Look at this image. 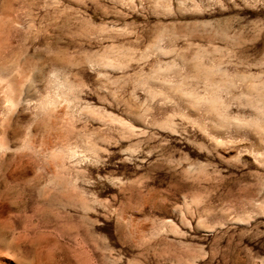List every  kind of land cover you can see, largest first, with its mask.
<instances>
[{
    "label": "rangeland",
    "instance_id": "374dc122",
    "mask_svg": "<svg viewBox=\"0 0 264 264\" xmlns=\"http://www.w3.org/2000/svg\"><path fill=\"white\" fill-rule=\"evenodd\" d=\"M0 76L24 264H264V0H0Z\"/></svg>",
    "mask_w": 264,
    "mask_h": 264
},
{
    "label": "bare ground",
    "instance_id": "6f19581e",
    "mask_svg": "<svg viewBox=\"0 0 264 264\" xmlns=\"http://www.w3.org/2000/svg\"><path fill=\"white\" fill-rule=\"evenodd\" d=\"M5 75V74H4ZM4 77L0 76V80H3ZM6 79V78H5ZM7 80V79H6ZM8 81V80H7ZM57 82V81H56ZM1 83V82H0ZM8 85H10V87H12L13 82L12 81H8L7 83ZM47 98V97H46ZM28 102L27 98L22 99L17 93H14L11 98L9 99L8 104H10V108H13L14 106L18 105V104H25ZM44 102V101H43ZM5 104V103H4ZM39 106H41V102L39 101L38 103ZM45 106V105H44ZM43 107V106H42ZM8 110H12L7 108L6 112H8ZM4 111V110H3ZM11 112V111H10ZM5 142H7L5 134L3 135ZM4 144V143H3ZM1 144V147L3 148H7L9 147L8 144ZM0 147V148H1ZM2 150V149H1ZM2 164V163H1ZM18 171V170H17ZM17 174V173H16ZM23 261V260H22ZM17 254V251L15 249L14 246L9 245V244H0V264H24L22 262Z\"/></svg>",
    "mask_w": 264,
    "mask_h": 264
}]
</instances>
